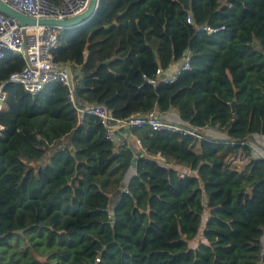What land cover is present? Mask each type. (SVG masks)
I'll return each instance as SVG.
<instances>
[{"label":"trees","instance_id":"obj_1","mask_svg":"<svg viewBox=\"0 0 264 264\" xmlns=\"http://www.w3.org/2000/svg\"><path fill=\"white\" fill-rule=\"evenodd\" d=\"M58 40L77 107L117 120L174 110L202 138L142 126L110 142L65 86L6 84L0 264H264V162L227 163L264 135V0H99ZM185 60L173 82L156 77ZM23 66L7 53L0 83Z\"/></svg>","mask_w":264,"mask_h":264},{"label":"built area","instance_id":"obj_2","mask_svg":"<svg viewBox=\"0 0 264 264\" xmlns=\"http://www.w3.org/2000/svg\"><path fill=\"white\" fill-rule=\"evenodd\" d=\"M15 11L24 16L40 19L63 20L83 13L89 4V0H60L55 4L48 0H0ZM187 21L190 23L191 18ZM204 30V28H202ZM63 30L56 26L22 25L18 20L11 18L0 11V60L11 53L19 57L24 66L18 72L13 73L6 83H0V113L6 108L5 85L11 83L20 85L31 96L37 95L45 86L59 83L68 89V98L78 111V117L83 115H94L106 130V138L110 142H119L115 131L126 125L130 127L147 126L152 131H165L172 134L193 136L201 139L199 129L189 125H182L163 120L157 116L154 110L146 114H137L123 120L115 119L103 106L77 107L78 101L75 97V83L71 72L65 65L55 63L52 59V52L58 47L59 33ZM188 68V60H185L180 68L173 74H166L161 69L156 70V77L165 83L173 82L175 75L180 69ZM155 85L156 80H148ZM139 143V141H136ZM249 152L237 150L228 158L227 163L235 166H242L248 160L259 158L264 162V153L257 151L250 144ZM98 260V259H97Z\"/></svg>","mask_w":264,"mask_h":264},{"label":"water","instance_id":"obj_3","mask_svg":"<svg viewBox=\"0 0 264 264\" xmlns=\"http://www.w3.org/2000/svg\"><path fill=\"white\" fill-rule=\"evenodd\" d=\"M99 5V0H89V4L87 9L76 16L66 18L63 20H58V19H40V20H35L33 18H29L27 16L22 15L21 13L15 11L8 5L2 3L0 1V11L5 13L6 15L10 16L13 19L18 20L22 25H39V26H56L61 29H69V28H74L78 27L85 22L89 21L96 13L97 8ZM189 51H186V54L188 55ZM11 84V83H7ZM235 101L231 102V110L232 112L235 111ZM130 126L126 125L122 128H119L115 131L116 136L118 137L119 140H126L129 135V130ZM137 160V156H134L131 161V166L134 169L135 168V162Z\"/></svg>","mask_w":264,"mask_h":264},{"label":"crops","instance_id":"obj_4","mask_svg":"<svg viewBox=\"0 0 264 264\" xmlns=\"http://www.w3.org/2000/svg\"><path fill=\"white\" fill-rule=\"evenodd\" d=\"M182 64H183V62H181V61L172 63L169 70H168V74H173L174 72H176L177 69L182 66ZM66 67L71 72L70 68L68 66H66ZM160 117L163 120H166V121H169L172 123H176V124H181L180 118L174 110H171V111L166 112V113H162V114H160ZM203 133L206 135H207V133L208 134L211 133L210 135H212L214 138H217V135H218L217 132H215L214 130L208 129V128L204 129ZM128 137H129V135H128ZM249 143L252 144L257 151L264 153V135H253V136H251L249 139ZM135 156H137L136 153H135ZM180 169L183 173L189 172V171H187L186 168L181 167ZM134 173H135L134 169L130 168L129 171L127 172L125 178H124L125 181L127 182L128 179H130V177ZM205 219H206V213H205V217L201 223L202 227L204 226ZM263 239H264V237H263Z\"/></svg>","mask_w":264,"mask_h":264},{"label":"rangeland","instance_id":"obj_5","mask_svg":"<svg viewBox=\"0 0 264 264\" xmlns=\"http://www.w3.org/2000/svg\"><path fill=\"white\" fill-rule=\"evenodd\" d=\"M204 217H205V215H204ZM202 229H203V227L201 225L197 237L195 239H193L192 241H190V246L196 247L201 241H203L202 236H201Z\"/></svg>","mask_w":264,"mask_h":264}]
</instances>
